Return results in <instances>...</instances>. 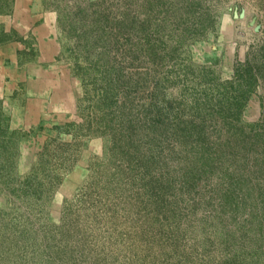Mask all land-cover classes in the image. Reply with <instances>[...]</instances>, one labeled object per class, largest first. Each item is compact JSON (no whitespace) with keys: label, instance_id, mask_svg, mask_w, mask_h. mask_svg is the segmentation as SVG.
Here are the masks:
<instances>
[{"label":"rangeland","instance_id":"1","mask_svg":"<svg viewBox=\"0 0 264 264\" xmlns=\"http://www.w3.org/2000/svg\"><path fill=\"white\" fill-rule=\"evenodd\" d=\"M0 264H264V0H0Z\"/></svg>","mask_w":264,"mask_h":264}]
</instances>
